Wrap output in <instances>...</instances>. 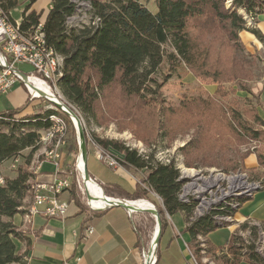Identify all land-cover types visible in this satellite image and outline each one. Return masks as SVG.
<instances>
[{
	"label": "trees",
	"instance_id": "16d2710c",
	"mask_svg": "<svg viewBox=\"0 0 264 264\" xmlns=\"http://www.w3.org/2000/svg\"><path fill=\"white\" fill-rule=\"evenodd\" d=\"M36 1L0 0V7L13 23L15 21L11 12L25 2L19 26L22 32L31 34L42 17L41 11L31 9ZM152 2L156 6V12H151L142 0L50 1L41 32L47 47L63 60L57 89L65 102L88 120H95L99 101L114 86H118L124 96L136 99L143 106H156L157 110L163 111L160 88L171 77V74L160 73L165 64L173 70L183 66L197 77L203 78L206 74L200 72L202 64L199 63V49L189 34L191 21H201L206 17V20L226 29L229 40L237 47L238 34L244 30L264 43L263 35L255 29H247L244 20L237 13L240 9L249 14L262 13L264 4L258 0H235L228 10L222 8V0ZM81 4L88 6L81 11L87 21L82 19L81 22H70L68 26V19L78 14ZM164 111L165 114L173 113L170 109ZM18 112L19 110H13L0 113V165L21 156L25 150L28 151L25 163L17 166L15 176L3 178L4 183L0 184V264H22V257L16 249L17 241H25L27 247L30 245L31 238L19 230L12 220L14 216L25 213L28 206L25 200L32 196L30 183L36 175L28 168L33 155L40 149V131L50 127L49 117L53 113L51 110H43L15 118ZM253 120L264 129V119L258 113ZM236 121V125H232L239 142L256 141L260 145L261 150L255 153V157L257 167L264 168V130H249L251 128L247 127L245 121L238 117ZM65 122L68 127L69 121ZM94 140L121 165L143 174L140 184L136 185L133 192L115 185V190L106 189L109 195L116 194L127 200H146L154 205L158 201L152 194L160 200L157 211L161 231L155 264L159 259L160 240L167 227L163 219L165 214L184 215V233L189 236L191 248L198 245V237H206L218 228L211 215L189 223L195 204L180 201L178 195L183 182L179 179V171L174 162L162 164L154 159L152 153L143 156L115 141ZM191 145L189 143L188 147ZM248 155L243 156L240 166H243ZM76 187L73 178L70 194L75 206L80 208L82 205L77 197ZM235 238L233 235L226 244L227 251L235 262L240 261L243 255L249 264H264V259L253 252L252 246H247L246 254H242V247L235 244Z\"/></svg>",
	"mask_w": 264,
	"mask_h": 264
},
{
	"label": "rangeland",
	"instance_id": "374dc122",
	"mask_svg": "<svg viewBox=\"0 0 264 264\" xmlns=\"http://www.w3.org/2000/svg\"><path fill=\"white\" fill-rule=\"evenodd\" d=\"M258 1L264 4V0ZM234 2L235 0H222V8L228 10ZM142 3L151 12H156V6L152 0H142ZM48 4H46V0L39 2V6H44L40 10L42 14L46 12ZM25 5L26 3L22 2L11 12L14 21L20 20ZM263 11L264 8L260 14H264ZM237 13L244 20L247 29L256 30L259 13L251 12L249 14L242 9L237 10ZM86 21L87 18L84 19V22ZM242 32L238 34L239 47H237L233 41L229 40L226 29L221 28L209 19L206 20V17L202 18L201 21L190 22L189 34L195 40L197 49H199V63L202 64L200 72H205L206 75L199 78L183 66L173 70L171 66L165 64L161 68L160 73L162 75L171 74L170 80L160 88V99L163 101V109H170L173 112L172 114H165L164 110H157L156 106L145 107L136 99L124 96L120 88L114 86L108 89L99 101L95 120H88L65 102L58 92L57 83L54 86L52 85L53 94H56L59 101L68 106L81 122L86 142L88 172L100 177H110L113 173L112 169L105 167L104 161L99 160L97 151L103 149L95 142L94 138H97L121 143L137 152L140 151L144 155L152 153L154 159L161 154L160 158L163 160L178 161L184 178L183 181H180L188 183L184 185L186 191L192 188L190 182L199 176L197 180L198 195H202L205 189H211L216 185H224L222 189H225L228 183L230 184V180H228L231 177L230 174L238 175L239 173L240 177L244 179L243 181L248 184L258 181L263 184L264 168L251 169L250 167L254 162L253 156L249 161H246L247 164L244 161L243 166H240L243 156L246 154H249L248 157L250 155L255 156V153L261 150L260 145L256 141L239 142L233 127V125H236V117H238L246 122L247 127L251 128L249 130H264L253 120L255 114L258 113L261 116V90L264 87V50L255 49L253 51L250 47L245 46L240 38ZM17 68L25 74L31 71V68L25 64H19ZM36 101H39L40 104L37 111L51 110L52 114L57 115L65 124V120L71 123H68V127L65 125L63 132L65 136V145L63 146L64 164H66L65 161L69 162L66 174L67 176H75L77 182L75 190L79 201L86 206L87 210L96 209H92L87 204V197L80 182L82 177H80L76 165L77 160L80 158L79 136L71 119L49 101L44 99ZM55 139H62V135L55 134ZM189 143L192 144L190 147H188ZM52 145L53 142L43 145V156L48 148H52ZM191 149H193L192 152ZM188 151L189 153H187ZM27 152L25 150L19 156V163H22V165L25 163ZM102 154L104 155L102 157L108 156L105 151L100 155ZM108 157L112 158L111 156ZM112 159L118 165V161ZM104 160L108 161V159ZM105 164L107 163L105 162ZM126 169L134 177L136 176L138 179L142 177L141 173L132 171L129 168ZM15 171L11 170L7 164L2 165L0 176L12 178ZM122 176L126 177L125 173H122ZM33 183L35 182L31 181V184ZM95 184L99 188L98 191L104 197H108L103 193L104 191L100 187L101 184L100 186L96 182ZM29 198L31 200V196ZM155 199L159 204L160 200ZM249 199L250 196H245L240 200V205ZM202 202L207 203V201ZM158 204H152L156 211ZM148 214L142 224V228L144 227L143 253L146 259L153 247L151 244L155 233V218L150 213ZM163 219L168 230L166 227L162 234L161 246L173 239L174 236H178L173 228V222L166 215ZM29 222L30 220L24 218L25 225ZM233 223L220 224L217 229L209 234V239L217 245L216 247H222L231 238L228 227L233 228L232 236L238 235L239 231L243 232L248 227L245 223H243L244 225ZM261 224L264 226V223ZM238 236L235 238V244L241 246L242 249L240 250L242 251L246 245L244 244L245 240ZM253 236L255 237L254 231ZM197 243L198 245L194 248L187 244L190 256L197 264L216 263L218 257L225 256L227 251V247L213 249L206 237H198ZM143 253L141 252V264H143ZM156 255L157 249L154 254L152 253V263ZM146 259L144 258V262H146ZM201 259L203 260L201 261Z\"/></svg>",
	"mask_w": 264,
	"mask_h": 264
},
{
	"label": "crops",
	"instance_id": "0c3cea01",
	"mask_svg": "<svg viewBox=\"0 0 264 264\" xmlns=\"http://www.w3.org/2000/svg\"><path fill=\"white\" fill-rule=\"evenodd\" d=\"M40 1L37 0L31 9L35 11L42 10L44 6L38 5ZM50 1L46 0V4L50 3ZM256 30L264 37V14L258 15ZM240 35L244 45L250 47L251 50H264V43H261L250 32L243 31ZM261 99V117L264 119V87L261 90ZM38 105H40L39 101L28 100L26 89L20 83L13 86L7 94L0 96V113L19 110L15 116L21 117L35 113ZM42 151L40 148L33 155L28 168L36 175L33 179L35 183H30V187H35L36 183L48 184L59 178H68L72 182L75 176H67L66 169L69 162L65 161L66 164H64V154L60 167L57 170L52 163L43 160ZM116 155L119 158L121 157L119 154ZM40 156L41 159L39 160ZM252 156L254 162H252V166L250 167L251 169H257V161L254 155H250L244 161L247 164L246 161H249ZM6 164L9 166L10 160L1 164L0 167ZM103 164L106 168L112 169L113 173L110 177H100L88 172L94 182L99 186L101 184L100 187L108 196L116 200L136 202V200L121 198L116 194L109 195L106 189L115 190V185H118L122 189L133 192L136 185L140 184V179L131 175L126 167L119 162L114 167L108 166L105 162ZM129 169L135 171L132 168ZM122 173H125L126 177H123ZM141 175L143 177L142 173ZM31 192V200L29 197L25 200L28 206L33 204L34 191L32 190ZM59 200L67 204L68 207L66 216L63 219L44 218L38 215L31 217L29 219L30 222L25 225L23 214L13 217V224L31 238L29 247L26 246L25 241H17L16 249L22 257V264H141V252H144V227L142 228V224L146 219V215H149L148 212L126 210L120 207H110L104 210H87L81 201L82 207L78 208L71 198L70 189L63 191L59 195ZM138 201L141 200L139 199ZM28 206L25 210L26 213L29 209ZM165 215L173 222V228L178 236H174L173 239L167 241L163 246L159 244V259L156 264H197L185 247V244H189V236L184 233V215L182 213H176L172 216ZM236 218L239 222L244 219H251L264 223V187L257 191L251 199L242 204ZM230 228L228 227L232 237L233 228ZM206 239L213 249H223L228 242L226 241L222 247H216L217 245L209 239V234L206 236ZM211 264L249 263L243 255L240 261L235 262L232 259V255L226 251L225 256L218 257L216 263L211 262Z\"/></svg>",
	"mask_w": 264,
	"mask_h": 264
},
{
	"label": "built area",
	"instance_id": "2783aa9c",
	"mask_svg": "<svg viewBox=\"0 0 264 264\" xmlns=\"http://www.w3.org/2000/svg\"><path fill=\"white\" fill-rule=\"evenodd\" d=\"M48 7L46 8V12ZM46 12L42 14L40 22L34 31L31 34H25L20 30L19 21L12 23L8 15L0 7V96L7 94L17 83L24 86L29 101L41 99L49 102L51 101L40 88L51 91L52 97L57 96L52 93L51 49L47 47L44 34L41 32ZM81 16H85V14H75L69 18L67 21L68 26L70 22H81ZM19 64L28 65L31 68L30 73L25 74L21 72L17 68ZM14 117L16 118L17 116ZM55 132H62V127H59L57 123L51 122L48 129L40 131L39 144L42 150L46 142H53V150H50L49 158H43V160L52 163L54 168L58 170L63 158L65 136L62 134V139H55ZM102 152L104 153V151L100 149L97 151L99 160L106 162L110 167L117 165L112 159V156V158L108 157L110 155L107 152L106 154H108V156L102 157L104 156L103 154L100 155ZM104 159H108V161ZM19 164V157H15L10 160L9 167L11 170L15 171ZM3 183V177L0 176V184ZM186 184L188 183L183 182L178 195L181 202L182 196L194 195L184 192V185ZM220 187H224V185H216L211 189H205V192L199 195L200 201H207V213L204 215L191 216L189 223H192L193 220L203 218L206 215H211V217H222L223 211H226V209H235L234 224L239 225L245 223L252 225V232L239 231L238 235L245 240L244 244H246L245 248L241 251L242 254H246L247 246H252L253 252L259 258L264 259V226H262L260 222L251 219H244L239 222L235 218L242 205H232L228 202V195L234 192H246L250 194L251 199L257 191L264 187V183L261 184V182L258 181L236 188H228V194H220ZM70 188L71 180L68 178H59L48 184L36 183V187L33 188L34 203L28 206L29 210H31L34 216L40 215L44 218L63 219L66 216L68 207L67 204L59 200V195ZM152 195L159 199L155 194ZM148 204L155 209L151 203ZM107 208L110 207L103 206L99 209L104 210ZM253 231L255 232V237L253 236ZM238 235L236 234L235 236ZM185 247L189 250L187 244H185ZM142 258L143 264H145L144 253ZM154 261L152 264H154Z\"/></svg>",
	"mask_w": 264,
	"mask_h": 264
},
{
	"label": "bare ground",
	"instance_id": "6f19581e",
	"mask_svg": "<svg viewBox=\"0 0 264 264\" xmlns=\"http://www.w3.org/2000/svg\"><path fill=\"white\" fill-rule=\"evenodd\" d=\"M86 7H88L86 4H81L80 9L78 10V14H81V11ZM82 19H84L83 16L81 17V20ZM71 24H72V22H71ZM51 60H52L51 82H52V85L54 86L55 83H57V80H59V78L62 75L60 68L62 66L63 60L59 55H57L55 52H53L52 49H51ZM40 89L44 92L45 95H47L49 97V99L52 102L60 104V101L58 100L59 98L57 99L56 97L51 96V91L44 89V88H40ZM68 113L70 114L71 112L68 110ZM56 116L57 115L51 114L49 119L51 122L57 123L59 125V127H62V132H55V134L62 135L64 130H65L66 124L64 123L63 120H61L60 118H58V116L57 117ZM47 143H49V142H46L45 144H47ZM50 150H53V145H52V148H48L47 151L44 153L45 158H49ZM138 153L140 155H144L140 151H138ZM158 156L159 157H156L157 162L163 163V164L171 163L170 161L172 159L171 160H163L160 158L161 154H159ZM176 162H177V164H176ZM176 162H174V163H175L176 168L179 171V175H180L179 179L183 181L184 178L182 176L183 173H182L181 166H180V164H178V161H176ZM76 165H77L78 173L80 174V177H82L80 182L83 185V188L85 191L84 193L86 194V197H87V204L90 207L96 208V209L102 208L103 206H109L111 204V200L108 197H104L100 193V191H98L99 188L96 186V184L95 183L88 184L85 182L84 175H83L84 163L80 158L77 160ZM230 176H229L230 178H228V180H230V184L228 183V180H227L228 185L225 187V189H222V187L220 188L221 194H228V188H236L238 186L248 185V183L243 181L244 179H242L240 177L239 173H238V175L230 174ZM198 179H199V176L197 178L195 177L190 182L191 183L190 186L192 188H190L189 191H186L184 188L185 193L194 194V195L182 196V202L183 203L188 204V203L193 202L195 204L193 216L204 215L205 213H207V203H203L202 201H200V197L198 195L199 192H197L199 189L198 181H197ZM35 187H31L30 190L32 191L33 188H35ZM245 196L248 197V196H250V194H248L246 192H234V193L228 195V202H229V204H232V205H240V200L242 198H245ZM32 203H34V196H33V202ZM147 206H149V204L147 202L136 201L135 203H133V205L129 206V209L130 210L146 211L148 209ZM33 216H34V214H32L31 210H29V209L27 210V213L25 212V214H24V218L26 220H29ZM234 216H235V209H226V211H223L222 217H213V222H214L215 226H219L220 224L226 225L228 222H230V224H231L234 221ZM193 221H195V220H193ZM247 226H248L247 229H245V231H243V232H251L252 225L247 224ZM156 235H157V227H155L154 238H153V241L151 244V246H153V247H152V249H150L149 256L147 257V259L144 256V258L146 259L145 264H152V253L154 254V248H155V244L153 242L155 240Z\"/></svg>",
	"mask_w": 264,
	"mask_h": 264
},
{
	"label": "water",
	"instance_id": "95a60500",
	"mask_svg": "<svg viewBox=\"0 0 264 264\" xmlns=\"http://www.w3.org/2000/svg\"><path fill=\"white\" fill-rule=\"evenodd\" d=\"M50 102L52 104H54L57 108L61 109L64 113H66L69 116V118L71 119L75 129L77 130L78 136H79L80 159L84 163V165H83L84 180L88 184L95 183L94 180L90 177V175L87 171V167H86V156H87L86 142H85V137H84L83 129H82L81 122H80L79 118L64 103L60 102V104H57V103H54L52 101H50ZM68 110L71 112L70 114L68 113ZM104 193L108 196V194L105 191H104ZM108 197L111 200V204L108 207H120V208H124L126 210H130L129 206H131V205H133V203H135V202L125 201V200H117L116 201V199H114L110 196H108ZM147 207H148V209L146 210V212H148L154 216L155 227H157V235H156L155 240L153 242L155 244V248H154V252H155V250L157 249L158 241H159V237H160L161 220H160V216H159L158 212L154 208H152L151 206H147ZM155 261H154V264H155Z\"/></svg>",
	"mask_w": 264,
	"mask_h": 264
}]
</instances>
